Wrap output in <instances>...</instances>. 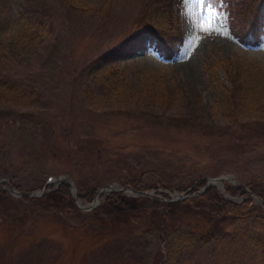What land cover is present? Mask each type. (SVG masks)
Segmentation results:
<instances>
[{
    "label": "rangeland",
    "instance_id": "rangeland-1",
    "mask_svg": "<svg viewBox=\"0 0 264 264\" xmlns=\"http://www.w3.org/2000/svg\"><path fill=\"white\" fill-rule=\"evenodd\" d=\"M45 1L53 30L31 42L20 0H0V181L30 192L50 177L62 176L82 190L139 179L142 190L158 194L159 180L171 186L170 199L119 194L109 202L104 192L89 208L52 195L23 202L0 188V264H162L161 238L180 224L198 236L225 231L250 238L185 250L171 264H264L258 203L250 200V217L237 222L198 193L179 200L174 193L221 175L237 184H264V138L251 148L226 140L264 132V90L249 108L226 110L205 77L210 62L237 58L264 72V4L257 47H245L229 32L222 2L197 6H214L223 27L190 41L181 0L174 9L183 40L174 44L173 59L158 58L146 41L102 73L96 60L135 29L142 0H83L75 12L60 0ZM218 76L228 87L221 71ZM188 121L196 131L185 128ZM174 162L182 164L170 167ZM53 208L61 216L48 212ZM137 213L147 214L151 229L140 238L124 225ZM252 238H261L260 246L246 241Z\"/></svg>",
    "mask_w": 264,
    "mask_h": 264
},
{
    "label": "trees",
    "instance_id": "trees-1",
    "mask_svg": "<svg viewBox=\"0 0 264 264\" xmlns=\"http://www.w3.org/2000/svg\"><path fill=\"white\" fill-rule=\"evenodd\" d=\"M63 5H67L72 11H78L79 6L83 0H60ZM181 0H142V5L139 9L137 25L135 29L125 37L124 40L119 42L118 45L109 49L108 52L103 54L98 60H96V66L100 67L99 70L105 73L103 69L109 67V62H117L120 58L128 57L130 54H134L140 50V47L147 41L148 48L152 50L159 58L169 61L173 59L174 44H181L183 35L181 34L180 27L176 24V14L174 6L178 5ZM208 4H217L222 2L225 4L224 10L227 12L229 32L245 47H257L260 42V36L262 35V14L261 7L264 4V0H204ZM20 15L30 25V35L27 34L28 39L31 42L44 39L48 32H52L53 24L51 21V14L46 9L45 0H20ZM104 67V68H103ZM218 71H221L225 76L228 84L224 85L218 76ZM205 77L208 82V87L212 89V93L216 98V101L220 106L228 109H235L242 111L245 108H249L257 101V97L261 90H264V72L261 70L259 64L253 61L243 62V60L237 58L234 61L229 60H216V62L209 63L205 70ZM184 123L183 120H179L176 124L180 125ZM181 126V125H180ZM195 124L192 122L187 124L186 129L196 131ZM199 132L204 133L206 130L197 128ZM229 145L235 148L240 147H254L257 143L262 142L261 138H264V132H255L253 135L246 137L229 136L227 137ZM182 163L174 162L170 164V167H178ZM173 170V169H172ZM222 190L211 186L200 192L199 198L205 199L210 205L214 206L218 213L223 217H229L237 222H244L250 217V203L249 199H243V201H235L233 197L236 195H246L244 187H246L253 194H257L262 201H264V184H258L255 181L247 184L234 185L230 182H223ZM196 188L191 190L190 194H197L205 184L204 179H200L195 183ZM11 185V184H10ZM12 186V185H11ZM123 186L132 188L134 191L142 190L143 183L139 180H127ZM122 186V187H123ZM158 188H162L165 191L171 189V186L164 185L161 181L156 182ZM15 190H19L17 186H12ZM53 186H48L51 189ZM78 189V200L81 202L91 203L97 189L82 190L79 184L76 183ZM148 188V186H147ZM252 190H251V189ZM187 189L183 187L176 188L177 192H183ZM243 190V191H242ZM23 191V190H21ZM162 194V195H161ZM55 196L64 203H71L72 195L68 186L61 184L56 191L45 192L42 195V199L48 196ZM109 202L115 201L119 196L118 193L104 194ZM103 195V196H104ZM164 199L169 200L170 196L165 193H159ZM31 199V198H30ZM29 198L22 196L23 202L30 201ZM231 199V200H229ZM255 202V201H254ZM264 210V207H261ZM57 212L58 210L52 209L48 212ZM147 213V212H146ZM61 216L59 212H57ZM147 214L137 213L129 218L125 226H128L136 236L140 238L147 235L151 231L146 225ZM228 232H218L213 236L208 235L198 236L190 228L180 224L172 225L167 229L161 239L164 257L162 264H171L173 259L180 256L185 250L203 249V247H209L213 245H224L228 243L230 245L244 243L245 238L250 236H242V239H236L229 236ZM237 236V235H236ZM252 241L255 245L260 246L262 240L258 238L246 239ZM161 245V244H160Z\"/></svg>",
    "mask_w": 264,
    "mask_h": 264
},
{
    "label": "water",
    "instance_id": "water-1",
    "mask_svg": "<svg viewBox=\"0 0 264 264\" xmlns=\"http://www.w3.org/2000/svg\"><path fill=\"white\" fill-rule=\"evenodd\" d=\"M205 186L201 189V192L204 191L207 188H210L211 186H217L216 183H220L222 180L228 181L230 183L236 184V182H234L233 180H231L228 176L226 175H221L220 177H210V178H205ZM51 184H54V188H52L51 190H47V187ZM61 184L66 185L69 187V190H71V194H72V199L75 200V202L77 203L78 200V192L77 189L75 187V185L73 183H71L69 180L65 179L64 177H50V179H48V181L40 188V190L37 191H30V192H25V191H16L15 189H13L12 187H10L9 185H6L5 182L0 181V188H2L5 191H9L10 193L16 195L17 197H22L25 196L27 198H36V197H41V195L47 191H56L59 186H61ZM195 188V187H192ZM190 190V189H189ZM189 190H187L186 192L183 193H179L177 194V198L176 200L179 199H183L185 197H187V193L189 192ZM244 190L247 192V196L249 197L250 200H255L256 202H259L260 205L262 207H264V201H262L259 197H257L255 194H253L252 192L248 191V189L244 188ZM120 193L123 195H129V196H141V197H155V198H160L163 199L161 196L154 194L153 191H139L136 190L134 191L133 189H131L130 187H119V186H114V185H104V187H102L101 189H98L95 193L94 196V201L91 204H88V207H93L95 205V203L97 202V197L104 193ZM163 192V191H162ZM176 194V193H175ZM79 208L81 210L87 209V206H79Z\"/></svg>",
    "mask_w": 264,
    "mask_h": 264
},
{
    "label": "snow or ice",
    "instance_id": "snow-or-ice-1",
    "mask_svg": "<svg viewBox=\"0 0 264 264\" xmlns=\"http://www.w3.org/2000/svg\"><path fill=\"white\" fill-rule=\"evenodd\" d=\"M185 4V15L192 29L190 41L197 39L198 33H215L223 27V21L219 19L223 14L219 13L214 6L199 9L197 6L204 4V0H185ZM223 19L226 21V17Z\"/></svg>",
    "mask_w": 264,
    "mask_h": 264
},
{
    "label": "bare ground",
    "instance_id": "bare-ground-1",
    "mask_svg": "<svg viewBox=\"0 0 264 264\" xmlns=\"http://www.w3.org/2000/svg\"><path fill=\"white\" fill-rule=\"evenodd\" d=\"M263 26V25H262ZM247 187V186H246ZM251 189V188H250ZM252 190V189H251ZM243 191V190H242ZM253 192V191H252ZM254 193V192H253ZM244 194V193H243ZM157 195V194H156ZM162 195V194H161ZM257 195V194H256ZM262 199V198H261ZM229 200H231V199H229ZM249 234V233H248ZM247 241V240H246ZM249 246V245H248Z\"/></svg>",
    "mask_w": 264,
    "mask_h": 264
}]
</instances>
